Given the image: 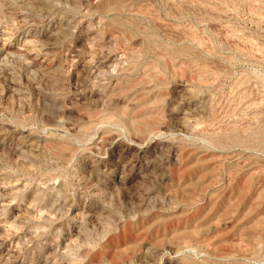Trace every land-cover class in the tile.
Listing matches in <instances>:
<instances>
[{"label":"rangeland","instance_id":"1","mask_svg":"<svg viewBox=\"0 0 264 264\" xmlns=\"http://www.w3.org/2000/svg\"><path fill=\"white\" fill-rule=\"evenodd\" d=\"M26 1L0 0V264H264V0Z\"/></svg>","mask_w":264,"mask_h":264},{"label":"bare ground","instance_id":"2","mask_svg":"<svg viewBox=\"0 0 264 264\" xmlns=\"http://www.w3.org/2000/svg\"><path fill=\"white\" fill-rule=\"evenodd\" d=\"M26 1V0H25ZM29 1V0H28ZM37 1V0H36ZM34 2V3H37V2ZM27 2V1H26ZM31 2V1H30ZM31 4V3H30ZM21 6H23V3H22V5ZM31 6H32V4H31ZM26 7V6H25ZM29 7V5L26 7V8H28ZM35 9H36V7H34ZM30 10V9H29ZM32 11H34V10H32ZM29 12V11H28ZM21 29V28H20ZM53 31V30H52ZM21 33H22V31H20ZM18 33V32H17ZM16 33V34H17ZM1 34V33H0ZM15 34V33H14ZM15 34V35H16ZM20 34V33H19ZM18 34V35H19ZM27 35V34H26ZM31 36V35H30ZM2 37V36H1ZM0 37V38H1ZM21 37V36H20ZM35 37V36H34ZM53 37V36H52ZM5 38V37H4ZM26 39V38H25ZM19 40V39H18ZM23 42V41H22ZM40 42V41H39ZM25 43V42H24ZM27 43V42H26ZM28 43H31V41L30 42H28ZM41 43V42H40ZM32 44H33V42H32ZM42 44V43H41ZM22 45V44H21ZM23 46H24V44H23ZM28 46H31L30 44L28 45ZM35 46H37L36 44H35ZM40 46V45H39ZM41 46H43V44L41 45ZM46 46V45H45ZM45 46H43V47H45ZM34 47V46H33ZM35 48V47H34ZM25 49H26V47H25ZM32 49V48H31ZM37 49H39V48H37ZM41 49H44V48H41ZM46 49V48H45ZM27 50V49H26ZM36 50V49H35ZM47 50V49H46ZM31 51V50H30ZM30 51H29V53H30ZM34 51V50H33ZM33 51H31L32 52V54H33ZM41 50H39V52H40ZM2 52H3V50H2ZM27 52H28V50H27ZM36 52H38L37 50H36ZM41 52H43V51H41ZM45 52V51H44ZM34 53H35V51H34ZM31 54V53H30ZM38 54V53H37ZM46 54V53H45ZM36 55V54H35ZM3 56V55H2ZM1 59H3V58H1ZM2 61H4V60H2ZM106 61V60H105ZM101 63L103 62V61H100ZM113 62V61H112ZM1 63V62H0ZM104 63V62H103ZM102 63V64H103ZM98 64H99V62H98ZM112 64V63H111ZM110 66V65H109ZM111 67H112V65H111ZM108 68V67H107ZM25 69V68H24ZM26 70V69H25ZM107 70H109V69H107ZM121 71V70H120ZM122 72V71H121ZM107 73H109V72H107ZM112 78V77H111ZM125 78V77H124ZM122 81V80H121ZM116 82V81H115ZM119 83V82H118ZM121 83V82H120ZM124 83V82H123ZM117 84V83H116ZM117 85H119V84H117ZM121 86H124L123 84L121 85ZM115 87V86H114ZM106 88V87H105ZM113 88V87H112ZM106 90V89H105ZM109 90V89H108ZM106 92V91H105ZM147 92V91H146ZM141 93V92H140ZM143 93H144V91H143ZM148 93V92H147ZM147 93H146V95H147ZM149 94V93H148ZM110 95H113L112 93H110ZM145 95V94H144ZM140 96H143L142 94L140 95ZM139 98V97H138ZM144 98V97H143ZM136 99V98H135ZM4 124V123H3ZM5 125V124H4ZM8 125V124H7ZM1 126H2V124H1ZM9 126V125H8ZM7 127V126H6ZM5 127H3V129H4ZM0 129H1V127H0ZM10 129V128H9ZM9 129H7V132H8V130ZM12 129V128H11ZM4 132H6V131H4ZM13 132V131H12ZM11 132V133H12ZM9 133V132H8ZM15 133V132H14ZM22 133H24L23 131H22ZM2 134V133H1ZM7 134V133H6ZM17 134V133H16ZM4 135V134H3ZM32 135V134H31ZM12 137V136H11ZM29 137V136H28ZM36 137V136H35ZM4 138V137H3ZM23 140V139H22ZM32 140H33V138H32ZM110 140V139H109ZM19 141H21V140H19ZM44 141V140H43ZM47 141V140H46ZM18 143V142H17ZM23 143V142H22ZM33 143V142H32ZM34 144V143H33ZM18 145V144H17ZM44 145V144H43ZM24 146H26V145H24ZM33 146V145H32ZM39 146V145H38ZM35 147V146H34ZM12 148V147H11ZM36 148V147H35ZM38 148V147H37ZM44 148V146L42 147V149ZM175 148V147H174ZM25 149H27V148H25ZM181 149V148H180ZM179 149V150H180ZM198 149V148H197ZM29 150V149H28ZM20 151V150H19ZM17 152V153H20V152ZM43 151V150H42ZM203 151V150H202ZM11 152V151H10ZM25 152V151H24ZM35 152V154H36V151H34ZM39 152H40V150H39ZM175 152V151H174ZM181 152V151H180ZM27 153V152H26ZM13 155L15 154V153H12ZM27 154H29V153H27ZM14 156H16V155H14ZM33 156V155H32ZM13 157V156H12ZM111 161H113V160H111ZM118 161H120L119 159H118ZM104 162H106V161H104ZM121 162V161H120ZM125 163H127V162H125ZM118 164V163H117ZM103 165H105L104 163H103ZM107 165V164H106ZM115 165V164H114ZM119 165V164H118ZM109 167V166H108ZM122 167H124V166H122ZM127 167H128V165H127ZM121 168H119V170H120ZM126 169V168H125ZM3 170V169H2ZM107 170V169H106ZM108 170H110V169H108ZM121 171V170H120ZM123 171V170H122ZM2 172V171H1ZM3 173V172H2ZM123 173V172H122ZM124 174V173H123ZM139 174V173H138ZM122 175V174H121ZM120 175V176H121ZM128 175V174H127ZM90 176V175H89ZM49 177V176H48ZM95 177V176H94ZM113 177V176H112ZM111 177V178H112ZM122 177H123V175H122ZM122 177H120V180H121V178ZM128 177V176H127ZM128 178H130V177H128ZM89 180V179H88ZM119 180V179H118ZM117 180V181H118ZM123 180H128V179H125V178H123ZM117 181H114V183H116ZM2 183V182H1ZM10 183V182H9ZM121 183H122V181H121ZM121 183H120V185H121ZM50 185V184H49ZM119 185V184H118ZM117 185V186H118ZM108 187H109V185H108ZM122 187V186H121ZM115 188V187H114ZM109 189H110V187H109ZM113 189V188H112ZM6 195V194H5ZM4 195V196H5ZM8 195V194H7ZM7 198V197H6ZM7 199H10L9 197L7 198ZM3 201V200H2ZM30 203V202H29ZM4 206V205H3ZM0 207H2V205H0ZM3 208V207H2ZM1 208V209H2ZM5 208V207H4ZM16 216V215H15ZM14 216V217H15ZM18 216V215H17ZM23 216V215H22ZM21 216V217H22ZM26 216V215H25ZM18 218V217H17ZM20 220V219H19ZM19 220H18V222L17 223H19ZM22 222V221H21ZM13 223H14V221H13ZM1 234V233H0ZM13 234V233H12ZM2 237H0V239H1ZM1 241H3V240H1ZM1 243V242H0ZM3 243H5V242H3ZM2 243V244H3ZM4 245V244H3ZM1 246V245H0ZM9 250V249H8ZM6 251V250H5ZM1 252V251H0ZM8 253V252H7ZM8 256V255H7ZM6 258V257H5Z\"/></svg>","mask_w":264,"mask_h":264}]
</instances>
